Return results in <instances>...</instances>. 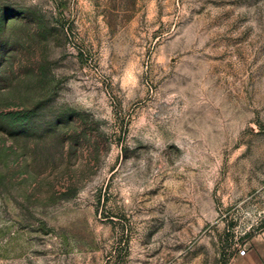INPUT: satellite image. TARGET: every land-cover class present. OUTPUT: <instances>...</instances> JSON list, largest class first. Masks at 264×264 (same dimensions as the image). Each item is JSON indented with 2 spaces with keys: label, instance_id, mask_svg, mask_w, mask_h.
I'll return each mask as SVG.
<instances>
[{
  "label": "rangeland",
  "instance_id": "1",
  "mask_svg": "<svg viewBox=\"0 0 264 264\" xmlns=\"http://www.w3.org/2000/svg\"><path fill=\"white\" fill-rule=\"evenodd\" d=\"M264 229V0H0V264H232Z\"/></svg>",
  "mask_w": 264,
  "mask_h": 264
},
{
  "label": "crops",
  "instance_id": "2",
  "mask_svg": "<svg viewBox=\"0 0 264 264\" xmlns=\"http://www.w3.org/2000/svg\"><path fill=\"white\" fill-rule=\"evenodd\" d=\"M232 264H264V229L248 241L244 257L232 260Z\"/></svg>",
  "mask_w": 264,
  "mask_h": 264
},
{
  "label": "built area",
  "instance_id": "3",
  "mask_svg": "<svg viewBox=\"0 0 264 264\" xmlns=\"http://www.w3.org/2000/svg\"><path fill=\"white\" fill-rule=\"evenodd\" d=\"M245 253H246V250H245V249L239 251V254H240V255H244Z\"/></svg>",
  "mask_w": 264,
  "mask_h": 264
}]
</instances>
